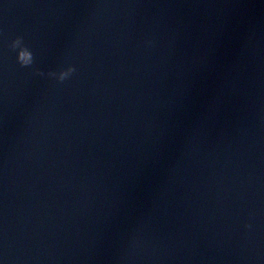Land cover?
<instances>
[{"label": "water", "instance_id": "1", "mask_svg": "<svg viewBox=\"0 0 264 264\" xmlns=\"http://www.w3.org/2000/svg\"><path fill=\"white\" fill-rule=\"evenodd\" d=\"M0 264H264V0H0Z\"/></svg>", "mask_w": 264, "mask_h": 264}, {"label": "clouds", "instance_id": "2", "mask_svg": "<svg viewBox=\"0 0 264 264\" xmlns=\"http://www.w3.org/2000/svg\"><path fill=\"white\" fill-rule=\"evenodd\" d=\"M11 48L13 51L19 50L17 55V62L21 67H30L33 63L32 53L23 46L22 38H17L11 44ZM75 69L73 67H69L64 71H61L58 76L56 73H49V76L56 77L59 82H63L66 78L71 76L74 73ZM38 75H43V73H37ZM250 227V226H248Z\"/></svg>", "mask_w": 264, "mask_h": 264}]
</instances>
